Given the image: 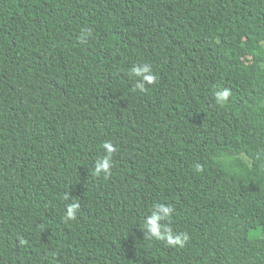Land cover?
I'll list each match as a JSON object with an SVG mask.
<instances>
[{
    "label": "trees",
    "instance_id": "1",
    "mask_svg": "<svg viewBox=\"0 0 264 264\" xmlns=\"http://www.w3.org/2000/svg\"><path fill=\"white\" fill-rule=\"evenodd\" d=\"M0 264H264V0H0Z\"/></svg>",
    "mask_w": 264,
    "mask_h": 264
},
{
    "label": "clouds",
    "instance_id": "2",
    "mask_svg": "<svg viewBox=\"0 0 264 264\" xmlns=\"http://www.w3.org/2000/svg\"><path fill=\"white\" fill-rule=\"evenodd\" d=\"M144 73H148L147 76ZM134 74L146 80L148 83L153 84L156 82L155 75L152 74L149 66L145 65L140 68L134 69ZM137 87L143 92L145 90L144 83L141 82L137 84ZM231 95V91L228 88H223L214 92V100L218 105H223L228 101V98ZM102 147L106 150L107 154L101 159L96 160V165L94 172L96 175H100L102 172L104 174H110L113 167L112 153L116 150L114 145L110 142H104ZM199 167V166H198ZM79 208L78 203L71 204L67 206V210L64 215V220L75 219L77 210ZM172 205L165 206L163 203H155L150 211H152V216L144 221V227L147 228L149 233V239L154 238L157 241H163L167 245L180 246L183 247L185 242L189 239L186 233H175L171 227L162 229V226L158 223L161 219L172 217L173 213Z\"/></svg>",
    "mask_w": 264,
    "mask_h": 264
}]
</instances>
